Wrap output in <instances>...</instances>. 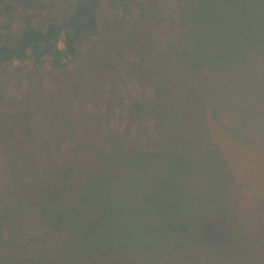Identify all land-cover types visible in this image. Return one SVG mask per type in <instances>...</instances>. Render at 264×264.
Wrapping results in <instances>:
<instances>
[{"label": "trees", "instance_id": "obj_1", "mask_svg": "<svg viewBox=\"0 0 264 264\" xmlns=\"http://www.w3.org/2000/svg\"><path fill=\"white\" fill-rule=\"evenodd\" d=\"M147 1L140 27L132 14L113 15L105 25L102 0H75L68 15L44 26L23 18L30 11L38 17L47 0H0V75L23 62L34 70L48 65L53 76L61 74L60 83L69 81L68 64L82 49L94 52L126 37L129 28L131 42L149 53L148 30L161 0ZM183 1L176 41L147 61L152 94L126 104L131 115L146 114L156 124L153 144H132L125 137L115 142L112 132L91 127L93 120L51 111L45 100H11L17 110L0 100V161L13 174L0 193V264H264V194L251 201L249 185L225 186L235 183L240 169L236 155L249 158L255 147L264 150V139L249 129L250 138L237 136L243 100L216 106L208 89L227 78L231 62L254 49L244 36L256 22L245 19L264 15V0ZM260 31L264 36V20ZM186 94L196 100L179 99ZM198 110L234 138L229 150L214 140L201 154L198 126L210 125L197 119ZM225 113L237 115L238 123L220 121ZM101 136L105 141L99 144ZM35 141L41 145L30 149ZM205 153L210 168L202 162ZM246 180L254 183L239 182ZM255 184L264 191V182ZM226 218L227 229L213 227ZM36 241L40 258L13 256V246L32 248ZM179 250L190 255L178 259Z\"/></svg>", "mask_w": 264, "mask_h": 264}, {"label": "rangeland", "instance_id": "obj_2", "mask_svg": "<svg viewBox=\"0 0 264 264\" xmlns=\"http://www.w3.org/2000/svg\"><path fill=\"white\" fill-rule=\"evenodd\" d=\"M47 2L46 9L38 17H34L30 11L24 16L23 20L26 23L31 22L42 26L53 19L61 20L71 12L75 0H47ZM145 2L147 3L148 1L102 0L101 15L103 16V23L105 25L110 24L109 22L113 15L129 19L132 14L137 18L139 17L136 23L137 26H140V24L142 26L144 21L140 20V13ZM184 5L183 0L160 1V11L156 15L158 18L157 20L155 19L156 21L154 20V23L152 22L153 27L148 30V37L153 44V49L149 50V53L148 48H143V46H138L131 42L130 38L134 35L131 33L133 29L129 28L127 32L130 34L128 33L126 37H120L118 41L108 43L107 46H99L94 52H90L85 48L82 49L79 59L68 64L67 73L72 76L69 81L66 80L60 83L57 78L61 77V74L53 76L54 71L48 65L43 66L40 70H34L30 64L15 62L14 65L20 66L17 70H11L7 75H0V100H6L5 102L10 106L6 104L5 106L16 110L17 107H14L12 103L13 100H22V102L23 100H28V98L30 100H45L46 103L48 102L51 111L65 112L69 110L74 114H78L80 120L84 122L93 120L94 124L91 127H95L100 133L112 132L115 142H118L119 138L125 137L132 144H138L140 141L145 144L147 142L153 144L158 134L156 124L146 114H143L140 119L133 114L131 115L126 104L130 100H141L143 97L152 94L151 83L149 84L150 80H148L151 72L146 67L147 61L148 64L151 63L154 56L176 41L179 35L178 13ZM245 20L256 22L252 27L245 28L244 36L247 43L250 42L252 46L256 44L253 46L254 49L246 50L247 52H244L239 58L231 62L227 78H219L211 83L208 89L210 100H215L216 106L223 104L233 105L235 100H243L238 104L239 111L243 114V122L236 129L238 135L232 133L233 136L250 138L251 135L246 133L249 129L253 135L259 136L256 137L257 139H264V107L261 105H264V36L260 31V22L264 20V15H258V18L249 17ZM133 28L135 29L134 25ZM103 34L108 33L104 32ZM235 45L226 48L224 54H227L229 48L234 50ZM59 46L64 47L63 39L59 42ZM144 54L146 55V60L142 59ZM33 87L37 88V90H34L36 94L32 92ZM180 98L182 100H196L194 95L189 94ZM196 107L198 106L195 104ZM194 114L197 115V119L210 125L208 128L207 126L200 128L198 125L201 122L197 123L201 134L200 138L202 137V140L200 139L201 154L206 148L207 150L211 148V145H213L211 142L214 140L221 143V149L229 150L228 142H230V139L235 140L231 135L219 132L217 128L219 127L218 121L210 116L208 117L209 120L205 121L206 118H204L203 112L199 110ZM220 121L232 125L238 123V117L237 115L225 113ZM34 125L40 128L39 125L35 123ZM204 129L206 130L204 131ZM19 130L22 131L21 128H17L16 131ZM125 133L128 134L129 138ZM206 133L207 135H205ZM211 135L212 138L210 139ZM104 141L105 136H101L98 143L101 144ZM34 143V146H29L30 149L41 145L39 141ZM260 143L258 144L262 146L263 143ZM236 144L240 145L238 142ZM237 145L236 147H238ZM229 146L232 145L229 144ZM239 147L245 146L240 145ZM26 148L28 149V144ZM256 148H254L255 150L252 153L247 152L249 158H244L241 153L236 155L237 157L233 156L236 157L240 169L238 171L237 169L235 170L236 176H233L235 183L232 181L225 185L226 190L236 183H241L244 187L249 185L248 188L246 187L247 190H245L251 201L256 196L255 194H258L259 197L264 194L261 186L255 184V182L259 181L264 182V150L260 149V147ZM253 153L258 156L255 157ZM208 161V155L205 153V158L202 162L210 168L212 164ZM208 173L209 169L206 170V174ZM240 173L243 177L237 175ZM12 175L10 169L5 170L4 164L0 161V193L4 190L5 184H9L10 180H12ZM243 178L254 180V183L247 180L246 182H239ZM16 181L18 182L19 180ZM226 182L227 180H225ZM260 193L262 194L260 195ZM247 206H250L248 202ZM227 222L226 218L213 224V227L227 229L229 226L224 227L222 225ZM248 226L250 227V224ZM210 229L213 228L207 227V232ZM21 243L24 245L25 240H22ZM31 246L32 248H26L17 245L13 246L11 251L17 259H23L27 256L40 258L42 253L36 251L40 246L38 241ZM187 255L190 254L184 252V250H179L176 256L179 259L180 256ZM182 264H186V261Z\"/></svg>", "mask_w": 264, "mask_h": 264}]
</instances>
